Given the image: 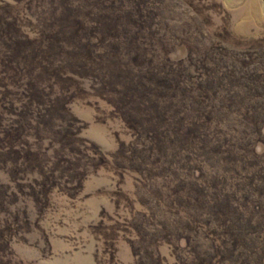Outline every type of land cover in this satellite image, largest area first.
<instances>
[{
  "label": "rangeland",
  "instance_id": "obj_1",
  "mask_svg": "<svg viewBox=\"0 0 264 264\" xmlns=\"http://www.w3.org/2000/svg\"><path fill=\"white\" fill-rule=\"evenodd\" d=\"M264 264V0H0V264Z\"/></svg>",
  "mask_w": 264,
  "mask_h": 264
},
{
  "label": "crops",
  "instance_id": "obj_2",
  "mask_svg": "<svg viewBox=\"0 0 264 264\" xmlns=\"http://www.w3.org/2000/svg\"><path fill=\"white\" fill-rule=\"evenodd\" d=\"M77 264H80V263H77Z\"/></svg>",
  "mask_w": 264,
  "mask_h": 264
}]
</instances>
